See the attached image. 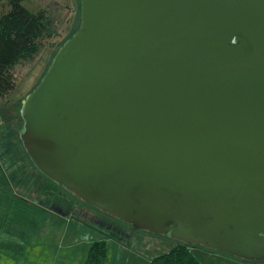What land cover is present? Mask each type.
<instances>
[{"label":"water","instance_id":"water-1","mask_svg":"<svg viewBox=\"0 0 264 264\" xmlns=\"http://www.w3.org/2000/svg\"><path fill=\"white\" fill-rule=\"evenodd\" d=\"M20 105L44 178L138 231L264 260V0H79Z\"/></svg>","mask_w":264,"mask_h":264},{"label":"rangeland","instance_id":"rangeland-1","mask_svg":"<svg viewBox=\"0 0 264 264\" xmlns=\"http://www.w3.org/2000/svg\"><path fill=\"white\" fill-rule=\"evenodd\" d=\"M21 4L31 13L43 14L47 29L37 54L12 69L10 86L0 100L4 124L0 121V148L11 161L5 162L8 179L0 168V264H84L90 244L96 241L106 244L104 264H149L177 242L134 230L84 205L42 177L22 149L21 102L39 83L58 45L78 30L81 17L79 0H21ZM8 10V1L0 0V15ZM191 252L200 264H264L198 246Z\"/></svg>","mask_w":264,"mask_h":264},{"label":"trees","instance_id":"trees-1","mask_svg":"<svg viewBox=\"0 0 264 264\" xmlns=\"http://www.w3.org/2000/svg\"><path fill=\"white\" fill-rule=\"evenodd\" d=\"M7 1L9 10L0 15V100L10 86L12 69L37 54L47 29L43 14L29 12L23 7L21 0ZM62 44L58 45L57 50ZM5 155L6 152L1 147L0 162L4 167L6 161L11 162ZM194 246L197 245L177 242L168 252L150 259L149 264H200L191 252V247ZM105 258V242L96 241L90 244L84 264H104Z\"/></svg>","mask_w":264,"mask_h":264},{"label":"crops","instance_id":"crops-1","mask_svg":"<svg viewBox=\"0 0 264 264\" xmlns=\"http://www.w3.org/2000/svg\"><path fill=\"white\" fill-rule=\"evenodd\" d=\"M0 121H1V126L4 125V124H3V121H2V120H0ZM1 133H2V132H1ZM0 149H1V148H0ZM16 166H17V165H16ZM16 166H15V168H17ZM0 168H1V170H2V172H3V174H4V176H6V178L8 179V176H9L10 174L8 173L7 168L4 167L3 164H2L1 162H0Z\"/></svg>","mask_w":264,"mask_h":264}]
</instances>
